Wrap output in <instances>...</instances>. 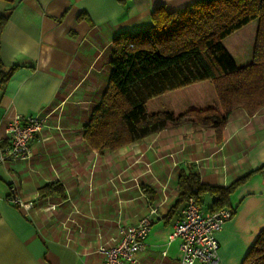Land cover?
Wrapping results in <instances>:
<instances>
[{
	"label": "crops",
	"instance_id": "crops-1",
	"mask_svg": "<svg viewBox=\"0 0 264 264\" xmlns=\"http://www.w3.org/2000/svg\"><path fill=\"white\" fill-rule=\"evenodd\" d=\"M194 1L0 0V14L14 6L0 36V69L13 67L0 89V149L14 115L48 114L31 142L29 163H0V264H100L98 246L113 243L118 227L135 224L150 209L151 228L134 264H182L178 240L169 236L185 204L178 202L177 176L188 167L209 186L249 175L228 196L234 213L216 234L219 264L242 263L264 230V107L252 116L233 111L219 144L212 129L191 123L102 153L82 138L107 85L111 41L150 27L158 7L174 12ZM249 25L251 38L229 52L227 40ZM256 31L257 20L221 41L236 67L251 63ZM199 86L192 95H168L164 105H212V87ZM50 182L62 186V197L39 195ZM12 188L29 208L11 201ZM211 203L204 196L201 210L210 212Z\"/></svg>",
	"mask_w": 264,
	"mask_h": 264
},
{
	"label": "trees",
	"instance_id": "trees-1",
	"mask_svg": "<svg viewBox=\"0 0 264 264\" xmlns=\"http://www.w3.org/2000/svg\"><path fill=\"white\" fill-rule=\"evenodd\" d=\"M13 4L16 0H4ZM14 6L0 14V36ZM152 25L133 33H119L111 41L110 73L99 102L83 127L82 138L97 153L115 151L166 128L191 123L212 129L216 142L230 114L238 109L252 116L264 107V0H197L167 12L151 13ZM257 31L251 63L236 67L221 41L252 21ZM253 25L231 36L229 52L251 38ZM13 67L0 69V89ZM212 87L215 102L201 108H168V95H192L201 83ZM249 175L230 185L201 183L188 167L177 176L178 202L212 198L210 212L227 207L228 196ZM144 192H148L143 188ZM42 197L63 196L62 186L50 182L38 189ZM241 264H264V230Z\"/></svg>",
	"mask_w": 264,
	"mask_h": 264
},
{
	"label": "built area",
	"instance_id": "built-area-1",
	"mask_svg": "<svg viewBox=\"0 0 264 264\" xmlns=\"http://www.w3.org/2000/svg\"><path fill=\"white\" fill-rule=\"evenodd\" d=\"M48 114L34 116L14 115L3 127L5 146L0 149V163L22 161L29 163L32 158L31 142L45 127ZM12 202L19 207L29 208L31 203H22L12 188ZM155 213L150 209L133 225L117 229L113 243L100 244L96 252L101 256L100 264H134L137 255L145 248ZM234 213L224 207L215 212H204L193 197H188L174 219L169 240H178L182 264H219L216 234L222 230Z\"/></svg>",
	"mask_w": 264,
	"mask_h": 264
},
{
	"label": "rangeland",
	"instance_id": "rangeland-1",
	"mask_svg": "<svg viewBox=\"0 0 264 264\" xmlns=\"http://www.w3.org/2000/svg\"><path fill=\"white\" fill-rule=\"evenodd\" d=\"M207 103L210 104V101H208Z\"/></svg>",
	"mask_w": 264,
	"mask_h": 264
}]
</instances>
